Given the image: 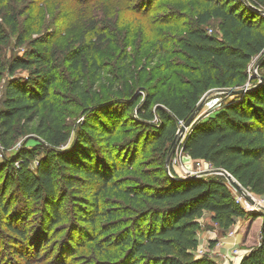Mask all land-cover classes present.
Here are the masks:
<instances>
[{"label": "rangeland", "instance_id": "obj_1", "mask_svg": "<svg viewBox=\"0 0 264 264\" xmlns=\"http://www.w3.org/2000/svg\"><path fill=\"white\" fill-rule=\"evenodd\" d=\"M212 4L210 0H0V101L7 78L29 74L24 67L11 73L8 65L12 58L31 50L45 51L56 61L57 68L48 98L41 103V113L45 114L51 102L54 103L58 120L70 135L60 148L73 152L80 147L79 139L85 135L93 147L97 164L110 166L105 152L111 151L118 166L111 170L117 171L114 178L117 185L109 183L103 188L102 184L82 181L69 186L67 170L59 166L54 172L61 204L58 217L49 214L44 198L28 197L19 185L8 183L12 175L1 168L0 264H109L119 257V246L107 245L101 252L88 238L92 231L100 233V237L110 235L106 229L112 223H120L112 233L119 232L129 223L127 213L134 203L124 188L129 185L147 187L162 178L164 166L162 143L157 134L159 123L157 117L150 119L145 103L155 94L150 102L155 111L161 94L172 87L182 91L189 80L199 74L197 59L187 50V44L192 43L188 33L198 27L200 17L206 9L212 8ZM260 10L264 14L263 6ZM219 23L220 19L213 17L202 27L207 33L222 37ZM256 25L264 33V21L258 20ZM83 39L104 44L95 51L100 73L84 74L86 93L80 94L77 92L78 81H81L79 72L72 70L63 56ZM125 55L131 69V74L127 75L121 71V57ZM262 59L264 54H258L249 61L248 79L235 89L264 81ZM131 91L139 98L135 105L129 98ZM226 91L222 87L209 89L193 119L212 114L223 102ZM37 121L22 127L21 135L11 147L3 149L0 162L4 160V153L10 160L20 150L28 148L32 150L29 167L37 165L44 154L36 147L40 143L35 131ZM192 123L183 132L177 131L179 136L174 137L175 143L173 140L165 147L170 154L165 166L169 173L189 175L186 169L196 167V159L181 148ZM100 132L104 137L99 138ZM206 167L211 166L207 163ZM211 174L216 173L205 176ZM223 177L239 206L246 210L249 206L243 197ZM94 191L99 192L102 208L118 213L113 218L95 216V229L78 220L76 203ZM249 192L256 200L250 211H262L264 193ZM234 218L233 225L223 227L205 211L200 217L202 224L198 231V237L199 234L206 235L205 243L199 244L197 255L207 253L219 264H239L260 240L262 217ZM9 223L20 229V233ZM77 231L83 232L81 239L75 235ZM234 237L238 240L235 243L232 242ZM38 253L40 255L36 257Z\"/></svg>", "mask_w": 264, "mask_h": 264}, {"label": "trees", "instance_id": "obj_2", "mask_svg": "<svg viewBox=\"0 0 264 264\" xmlns=\"http://www.w3.org/2000/svg\"><path fill=\"white\" fill-rule=\"evenodd\" d=\"M210 1L212 8L204 11L198 27L188 33L192 43L187 44V50L197 59L199 74L194 75L182 91L172 87L161 94L155 111L150 107L155 94L145 103L150 119L157 117L159 123L157 134L162 143L164 166L162 178L147 187L129 185L124 188L134 203L128 209L129 223L114 233L112 230L120 223H112L106 229L110 235L100 237V233L92 231L88 238L101 252L107 245L121 248L119 257L109 264H219L207 253H196L202 224L200 217L205 211L212 213V219L223 227L233 225L235 216L254 219L261 216L260 240L239 264H264L263 210L242 209L227 187L224 175L216 173L186 179L170 174L165 168L169 155L165 147L174 140L179 124L187 121L209 89L222 87L227 93H224L221 105L209 116L192 120L181 148L193 159H202L214 168L227 170L249 191L264 193V81L235 89L248 79L249 61L255 55L264 54V33L256 25L258 20L264 21V14L259 10L264 7V0H249L251 4L246 0ZM213 17L220 19L222 37L209 34L202 27ZM103 44L83 39L64 53L63 58L70 68L79 72L81 81H78L77 92L80 94L86 93L84 74L100 73L95 51ZM261 61L264 68V60ZM8 66L11 73L24 67L29 74L26 77L10 76L4 82L0 101V145L7 150L21 135L22 127L38 119L35 131L40 143L36 147L44 153L34 168L29 167L31 149L20 150L16 155L20 159L14 156L9 160L4 153L0 169L11 173L8 183L19 185L28 197L44 198L49 214L54 217L59 216L61 206L54 176L59 166L67 170L69 186L81 181L102 184L101 188L109 183L117 185L114 179L117 171L111 170L118 166L111 151L105 152L111 164L104 166L96 163L93 147L85 135L79 139L80 147L73 152L60 148L70 135L60 124L54 103L51 102L45 114L41 113V103L48 98L49 86L56 80L57 63L52 56L45 51L31 50L23 56L13 57ZM121 71L125 75L131 74L127 55L121 57ZM1 77L0 70V80ZM129 98L132 105L138 103L134 91L130 92ZM98 136L104 137L103 132ZM76 203L78 220L93 229L97 228L95 216L113 218L118 214L113 209L101 207L96 191ZM9 226L20 233L12 223ZM75 235L81 239L83 232L77 231Z\"/></svg>", "mask_w": 264, "mask_h": 264}, {"label": "water", "instance_id": "obj_3", "mask_svg": "<svg viewBox=\"0 0 264 264\" xmlns=\"http://www.w3.org/2000/svg\"><path fill=\"white\" fill-rule=\"evenodd\" d=\"M249 4H251V3H249ZM260 83H261V81H260ZM207 94H204V96L201 98V101L199 102L196 110L191 114V116L187 119V121L184 124L179 126L178 131L183 132L185 130V128L191 123V121L194 118V115H195L196 111L199 110L200 105L203 102L204 98L207 96ZM177 136H179V135H177ZM175 140L173 141V143H175ZM169 158H170V154L167 156V160H166L167 163H169ZM212 171H213V173L224 175L228 179V181H230L239 191H241V193L244 194V196L246 198H248L251 202L256 203L255 199L252 197V194L248 190H246L245 187L231 173H229L227 170H225L223 168H214ZM182 177L186 178V179H189V178H197V177H199V175L198 174H191V175H185V176H182ZM263 211H264V207H263Z\"/></svg>", "mask_w": 264, "mask_h": 264}, {"label": "built area", "instance_id": "obj_4", "mask_svg": "<svg viewBox=\"0 0 264 264\" xmlns=\"http://www.w3.org/2000/svg\"><path fill=\"white\" fill-rule=\"evenodd\" d=\"M3 153V147L0 146V156ZM207 163L212 167L213 165L209 162L203 161L202 159H197L195 160V168H192V170L186 169V171L190 172L189 175L191 174H198L199 176H205L207 174L213 173V169L211 167H206ZM185 171V172H186ZM187 173V172H186ZM170 174H173L172 172H170ZM188 174V173H187ZM180 177L185 176V174H179ZM229 183L235 188V190L239 193V196L243 197L244 201L247 203V205L249 206L246 210H250L253 206V202H251L248 198H246L244 196L243 193H241V191H239L230 181ZM246 189V188H245ZM247 190V189H246ZM253 197V195H252ZM254 198V197H253ZM236 199V198H235ZM255 199V198H254ZM236 201L238 202V200L236 199ZM256 201V200H255ZM239 203V202H238Z\"/></svg>", "mask_w": 264, "mask_h": 264}, {"label": "crops", "instance_id": "obj_5", "mask_svg": "<svg viewBox=\"0 0 264 264\" xmlns=\"http://www.w3.org/2000/svg\"><path fill=\"white\" fill-rule=\"evenodd\" d=\"M210 214H212V213H210ZM210 217H211V216H210ZM203 219H204V216H203ZM208 219H209V218H208ZM205 236H206L205 234H199V244H203V243H205ZM211 237H213V236H210V238H211ZM210 238H209V239H210ZM237 241H238V240H237V237H234L232 242L235 243V242H237Z\"/></svg>", "mask_w": 264, "mask_h": 264}]
</instances>
